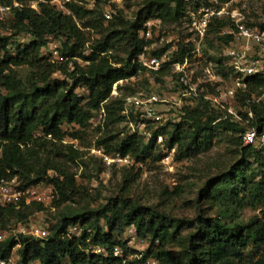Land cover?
I'll return each instance as SVG.
<instances>
[{"label":"trees","instance_id":"trees-1","mask_svg":"<svg viewBox=\"0 0 264 264\" xmlns=\"http://www.w3.org/2000/svg\"><path fill=\"white\" fill-rule=\"evenodd\" d=\"M0 1L12 4L13 0ZM17 1L27 6L29 0ZM125 1L127 5L133 0ZM139 1L140 9L132 17L127 14L130 3L126 7L113 0H75L70 5L72 16L49 4H40V12L28 7L17 8L11 20L15 25L11 28L0 23V147L3 150L0 180L17 177L27 186L48 182L54 188L56 197L52 205L57 209L73 201L81 192L72 165L88 167V164L84 159L86 153L65 141L68 138L73 142L83 141V134L97 112L104 110L103 122L97 129L100 134L97 148H103L111 156H130L138 172L132 171L126 176L124 185L126 189L133 186L139 167L152 158L158 144L154 139L146 143L138 134L121 137L122 132L118 130L128 121L123 114L127 99L140 93L139 88L145 85L120 88L124 94L117 96H113V90L120 82L145 73L136 63L146 46L138 36L144 24L158 18L164 26H179L186 15L184 0ZM89 2L95 3L93 9L88 6ZM109 4L117 10V15L106 22L103 10ZM222 25H212L209 34L220 37ZM21 33L30 34L32 39L23 47L13 49L11 38ZM50 35L63 41L59 52L67 59L65 63L51 62L43 55L48 45L45 38ZM208 41L210 54L213 43ZM193 46L182 42L173 54L172 63H183ZM169 47L155 54L161 55ZM215 60L221 63L218 55ZM21 69L29 74L20 76ZM170 74L166 70L160 76ZM146 85L154 89L149 82ZM80 89L86 91V97L79 95ZM263 91L264 80L254 77L249 90L238 95L241 106L254 114L256 125L260 126H264V101H249L252 95L260 96ZM196 102L195 107L181 109L183 116L173 122L172 129L158 130L156 135L164 136V143L159 146L177 150V159L183 161L208 152L217 132L228 133L235 137L233 141L241 157L253 158L264 167V149L243 146L246 127L224 111L212 108L209 101ZM240 114L247 117V112ZM66 126L74 130L68 132L64 129ZM94 159L104 165L102 159ZM248 171V168H237L218 184L224 185L223 193L227 189L228 204L264 211V181L257 180L253 174L250 180ZM98 172H103L101 167ZM216 182L205 184L199 196L216 197L213 189ZM44 210V205L37 203L20 208L0 206V231L25 224L32 211ZM230 213L228 207L216 217L200 215L191 226L139 202L118 199L96 214H62L61 220L47 229L49 236L45 239L10 236L0 242V257L9 260L15 248L22 246L18 264H143L152 259L158 264H264V213L262 219L255 217L248 223L226 220ZM102 221L108 227L107 232ZM76 226L81 227L80 236H69V230ZM130 228L135 230L136 238L150 240V247L141 258L134 257L137 254L125 239ZM187 228L191 231L183 234ZM97 247L104 248L111 256L93 254L92 250ZM117 247L123 249V258L112 257Z\"/></svg>","mask_w":264,"mask_h":264},{"label":"built area","instance_id":"built-area-1","mask_svg":"<svg viewBox=\"0 0 264 264\" xmlns=\"http://www.w3.org/2000/svg\"><path fill=\"white\" fill-rule=\"evenodd\" d=\"M115 1L113 0V3L117 4ZM73 2L75 0H29L26 6L17 0H13L12 4L0 1V23L9 22L17 8L28 7L40 12V4H49L59 12L72 16L70 5ZM184 2L186 4V15L183 25L188 31L186 40L177 39L173 41L161 36L164 25L162 20L158 18L149 19L138 32L139 39L146 46L143 52L137 56L136 63L144 69L146 74L151 76V79H149L150 84L159 90L161 89V84L158 82V78H163V80L168 82L169 86L179 88L180 92L177 95H173L172 99L167 98V96L171 97L172 95L162 97L157 91L151 94L140 92L135 96L129 97L123 114L128 117L127 122L130 124L131 133L138 134L146 143L154 139L158 145H162L164 137L152 134L151 130H149V125L151 124L171 120L169 114L163 112L162 107L172 104L183 109V98H189L191 101L206 100L215 108L224 111L233 120L246 126V131L242 136L244 147L264 149V126L256 125L254 114L249 109L246 110L247 117L242 115L240 117L234 112L232 105L233 101L239 98V93H245L249 90L254 77H260L264 80V28L251 20L247 10L249 3H263L264 0H184ZM115 15H117V10L112 7V4L107 5L103 10V17L106 22L113 20ZM216 23L223 24L219 33L220 38L225 40L224 47L218 54L221 63L211 57L207 50L209 32L211 26ZM1 33L3 34V31ZM26 35L30 36L31 41V35ZM51 39H53L52 35L45 38L49 45H55L48 42ZM155 39L164 42V48L170 46L161 55H157L154 52L155 48L153 49V47L157 45ZM182 42L185 45L194 46L190 49L183 63H172L173 54L178 52L179 45ZM52 49V58L48 57L51 62L65 63L67 61L66 58L60 55L56 45ZM85 53L88 54L89 49ZM166 70H170V76H160ZM225 73L230 74V79L235 86L232 90L222 87L226 80ZM210 90H212V93ZM214 91H216L215 94L213 93ZM117 94L113 90V96H117ZM179 94L181 96H178ZM262 101H264V91L260 96L252 95V100L249 103H260ZM101 111L104 119L105 112L104 110ZM130 117L134 118V120L130 121ZM175 121L174 119L173 122L175 123ZM65 143L71 142L65 141ZM94 150L109 168L135 165L130 156L107 155L103 148ZM2 151L0 147V158L2 157ZM169 159L170 155L166 157V160ZM55 197V192L51 188L42 191L35 185L27 186L22 184L17 177L0 180L1 207L16 206L20 208L23 205H31L33 203L49 207L53 204ZM14 231V229L0 231V242L7 240L9 236L14 234ZM17 232V235L31 236L36 239H45L49 236V232L46 229L33 223L29 226L21 224ZM81 232V227H72L69 230V236L79 237ZM131 233L134 235L135 230L131 229ZM14 251L9 260L0 257V264H18L19 257L15 256ZM92 253L105 258L111 256L110 253L101 247L94 248ZM123 254V249L117 247L113 251L112 257L120 259L123 258ZM135 257L138 256L136 255ZM148 263L158 264L153 259L149 260ZM31 264H39V262H32Z\"/></svg>","mask_w":264,"mask_h":264},{"label":"rangeland","instance_id":"rangeland-1","mask_svg":"<svg viewBox=\"0 0 264 264\" xmlns=\"http://www.w3.org/2000/svg\"><path fill=\"white\" fill-rule=\"evenodd\" d=\"M115 2L119 6L126 4L125 0H116ZM139 2V0L129 2L130 7L128 8V16L132 17L137 13L140 9L138 6ZM88 5L91 9L95 7V3H88ZM127 5L125 6L127 7ZM247 6L251 20L258 25L264 24V2H252ZM11 20L13 19H10L9 22L7 21L6 23L9 28L15 25V23H11ZM161 36L173 41H176L177 39L182 41L186 40L188 31L183 24L179 26L165 25L162 28ZM11 40V47L16 49L18 46L23 47L25 44H28L30 36L21 33L14 35ZM208 40V43H213V45L210 46L212 49L210 51L211 57L216 59L217 55L224 47L225 40L220 37H214L213 35H210ZM155 41L157 40L155 39ZM48 42L55 44L59 49L62 47L63 41L60 38L53 36V39ZM55 45L48 44L44 49L43 54L46 57L52 58V48ZM154 46V52H158L164 48L165 43L157 41V45ZM18 73L22 77L29 74L26 69L18 70ZM224 76L226 80L222 84V87L232 90L235 86L230 79V74L225 73ZM54 78L58 77L55 76ZM149 79H151L149 74H140L136 79L119 83V85L114 87V91L118 93L117 95L120 93L124 94V90H119L120 88L144 84L145 87L142 85L140 88L138 87L139 91H146L148 94L158 91L162 97L172 95L171 97L167 96L169 99H172L174 97L173 95H177L180 92L179 88L169 86L168 82L163 80V78H160L161 81H158L161 84V89L157 90L153 87L154 89L151 90L152 87L146 85V82L150 83ZM210 92L212 93V90H210ZM78 93L82 97L87 96L84 89L78 90ZM213 93L215 94L216 91ZM178 96L181 95L179 94ZM190 105L191 107H195L197 102L195 100L191 101L189 98H183V107L185 108ZM232 105L234 112L240 117V112L245 113L247 110L241 106L238 98L233 101ZM211 107L214 108L212 104ZM162 109L164 110L163 112L169 114L171 120L149 125V130H151L152 134H156L158 130H161L163 127L168 130L172 129L171 126L174 124L173 120L180 119V116H183L182 110L172 104H167L163 106ZM102 115V111L97 112L96 117L87 129L86 134H83V141H74V144L86 153L84 159L86 160V164H88V167H86V165L83 166L82 164H76L72 165L71 168L72 172L77 174L76 179L80 185L81 194H79L73 201L64 204L58 209L54 208L53 205L49 207L44 205L46 210L43 212L36 213L32 211V214L24 222V225L29 226L33 223L42 226L47 230L61 220L62 214H96L99 211L105 210L108 206H111L118 199H129L131 201L139 202L144 206L155 208L158 211L171 215L179 220L186 221L188 222L187 224L191 226L195 224L198 216L216 217L220 215L221 211L228 207L231 209V213L226 219L228 221L238 219L239 221L248 223L255 217L260 219L263 218V210L254 211L250 208H239L231 203L228 204L226 196L227 189L223 193L225 189L224 185L220 183L218 184V181L237 168H248L249 171L247 177L250 180H252L251 174H253L257 180L264 181V167L262 168L258 162L253 160V158L245 159L239 155L238 148L235 146L236 141H233L235 137L232 134L217 132L213 141V147L208 152L191 159H184L183 161L177 159V150H170L166 145H158L153 152L152 158L148 159L147 162L139 167L140 173H138L133 186L126 189L124 185L125 177L132 174V171L138 172V169L134 164L124 167L109 168L105 164L102 165L99 160L94 159L95 157L99 158L98 154L94 152V149H98L96 144L100 134L97 129L103 122ZM129 120L133 121L134 118L130 117ZM129 125L128 122H125L118 127L119 132H122L121 137L132 134ZM242 125L246 127L244 124ZM64 129L68 132H72L74 127L66 126ZM68 140L69 141L67 142H73L70 138H68ZM258 151H260V149H258ZM169 155L170 159L166 160V156ZM100 167L103 170L102 173L98 172V168ZM134 168L135 170H133ZM50 174L51 176L54 175L53 173ZM208 182H216L213 188L214 191L217 192L215 195L216 197L210 199L199 196L200 191ZM35 187L42 191L48 190L49 188L54 190L53 186L48 182L37 184ZM25 206L28 207L30 205ZM101 225L107 232L108 227L104 221H102ZM15 226L17 225L9 226L10 229L15 230L12 236L17 235V230L20 225L17 227ZM131 229L133 228H130L127 231L125 239L128 240V247L134 250L135 254L141 258V255L149 249L150 240L141 239L139 236L136 238V235L131 233ZM190 231L191 230L187 228L183 231V234H187ZM21 247L22 246H18L15 248L14 253L16 257H19V250H21ZM143 264L149 263L147 261Z\"/></svg>","mask_w":264,"mask_h":264}]
</instances>
